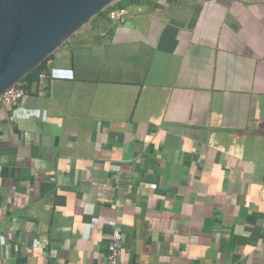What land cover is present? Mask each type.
<instances>
[{"label":"crops","instance_id":"0c3cea01","mask_svg":"<svg viewBox=\"0 0 264 264\" xmlns=\"http://www.w3.org/2000/svg\"><path fill=\"white\" fill-rule=\"evenodd\" d=\"M153 1L0 102V264H264V0Z\"/></svg>","mask_w":264,"mask_h":264},{"label":"water","instance_id":"95a60500","mask_svg":"<svg viewBox=\"0 0 264 264\" xmlns=\"http://www.w3.org/2000/svg\"><path fill=\"white\" fill-rule=\"evenodd\" d=\"M116 0H0V95Z\"/></svg>","mask_w":264,"mask_h":264},{"label":"built area","instance_id":"2783aa9c","mask_svg":"<svg viewBox=\"0 0 264 264\" xmlns=\"http://www.w3.org/2000/svg\"><path fill=\"white\" fill-rule=\"evenodd\" d=\"M126 10L124 8L114 9L109 12V17L113 20L119 21L122 24L124 22ZM118 24V25H119ZM46 77L44 71L39 73V81H43ZM27 88L23 82H17L10 86L0 95V102L9 106L13 110V119L17 118H31L32 115L28 114H16V109L20 108V102L27 95ZM122 234L117 224L112 225V229L109 236L106 252V263L105 264H122L120 261V245H121Z\"/></svg>","mask_w":264,"mask_h":264},{"label":"trees","instance_id":"16d2710c","mask_svg":"<svg viewBox=\"0 0 264 264\" xmlns=\"http://www.w3.org/2000/svg\"><path fill=\"white\" fill-rule=\"evenodd\" d=\"M145 2L147 3V5H149V7H151L154 3L153 0H116L111 4H109L108 6H106L100 13L95 14V16L92 17L90 21L95 23V21L99 19V22L96 23V26H117L121 22L113 20L109 17V12L111 10L119 9V8L126 9L129 5H140ZM71 37L69 38V40L71 39ZM53 54L54 53L48 55L40 64L36 65L31 71H29L24 77H22V79L19 82H23V83L25 82L26 83V84L24 83L25 87L26 86L28 87V85L31 84L32 82L38 84L39 73L42 71L48 73L47 62L52 57Z\"/></svg>","mask_w":264,"mask_h":264},{"label":"rangeland","instance_id":"374dc122","mask_svg":"<svg viewBox=\"0 0 264 264\" xmlns=\"http://www.w3.org/2000/svg\"><path fill=\"white\" fill-rule=\"evenodd\" d=\"M183 1H185V0H183ZM194 1H196V0H194ZM230 1H231V0H230ZM186 2H188V1H186ZM238 22H239V18L235 15L233 9L231 8V10H230V12H229V15L226 16L225 23H226L227 25L229 24V25H231V26H237ZM93 23H94V22L89 21V22L86 23L84 26H93Z\"/></svg>","mask_w":264,"mask_h":264}]
</instances>
